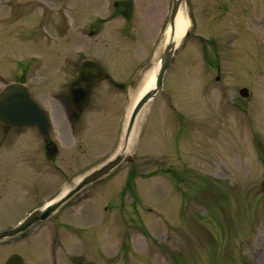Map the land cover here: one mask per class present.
Masks as SVG:
<instances>
[{"label":"rangeland","instance_id":"374dc122","mask_svg":"<svg viewBox=\"0 0 264 264\" xmlns=\"http://www.w3.org/2000/svg\"><path fill=\"white\" fill-rule=\"evenodd\" d=\"M189 1L196 27L140 109L132 160L31 242L0 245V264H264V0ZM171 2L0 0V84L23 70L56 145L47 154L33 130L1 143L0 226L120 152ZM84 57L108 77L70 121L62 98Z\"/></svg>","mask_w":264,"mask_h":264},{"label":"water","instance_id":"95a60500","mask_svg":"<svg viewBox=\"0 0 264 264\" xmlns=\"http://www.w3.org/2000/svg\"><path fill=\"white\" fill-rule=\"evenodd\" d=\"M183 1L185 0H172V7L169 17L171 24L173 23L177 10ZM176 44L177 42L171 40V42L167 43L161 50V63L156 74L155 85L153 89L147 90L134 106L132 117L130 118L129 125L126 130V137L129 135L132 129L134 116L161 90L165 72L171 62L173 55L178 50V45ZM106 76L107 72L96 60L91 58L82 59L79 63L78 74L73 78L69 87L68 103L71 110L74 112L82 110L89 102L95 82ZM240 93L246 96L248 93L247 88H241ZM0 119L10 124L36 125L44 136L48 135L49 121L46 115L40 106L29 97L22 84L10 83L0 94ZM46 149L49 155H53L56 150L55 143L50 141L47 143ZM123 151L124 150L118 152L113 157L99 164L97 167L84 173L75 183L69 186L58 197L47 203L45 206L33 211L18 226L12 229L1 231L0 238L15 234L16 232L25 229L29 224L37 219L48 218L58 209L59 206H61L67 199H69L82 187L104 177L111 171H114L122 166L125 162L131 161L132 155L125 154ZM7 264H21V261L17 256H11Z\"/></svg>","mask_w":264,"mask_h":264},{"label":"flooded vegetation","instance_id":"af4514ba","mask_svg":"<svg viewBox=\"0 0 264 264\" xmlns=\"http://www.w3.org/2000/svg\"><path fill=\"white\" fill-rule=\"evenodd\" d=\"M183 9H186L187 12L190 11L191 16L193 17V27L191 29L193 31L194 28L196 27V21L194 19L193 13H192L193 8H192V5L190 4V1H189V6H186L185 5ZM16 75L17 76L14 79L7 81L5 84H7L8 82H11V81L22 82V83H24L26 85V88H27V91H28L29 95L31 97H33L34 99H36L33 96L32 92L29 90V87L27 86L25 80L23 79L24 76H25V73L23 72V70L21 71V73H19V74L17 73ZM3 78H4L3 73L0 72V81L1 82L3 81ZM5 84H3V85L0 84V92L4 88ZM27 130H33V131L37 132L40 136H42V138L44 140V145L45 146L47 145V142L50 141V139H52L51 136H50V131L51 130L49 131V135L47 137H44L38 131L37 127H35V126L13 125V124H8V123H4V122L0 121V145L6 139L7 140L8 139L9 140H11V139H21L22 134L24 135V133H26ZM0 184H1V181H0ZM0 190H1V187H0ZM0 198H1V193H0ZM3 200H4V198H3ZM41 205H42L41 203L40 204L39 203L38 204H33V202H32V204L30 205L31 207L26 211V213L23 216L17 218L15 221H12V222L11 221H7L6 223H4V226H0V230L9 229V228H12V227L16 226L30 212H32L33 210H35L37 207H39ZM45 222L46 221H41V220L35 221L34 223H32L31 225H29L28 227H26V229H24L23 231L18 232L15 235H12V236L6 237L5 239L0 240V245L9 244V243H13L15 241H21V240H23L24 243L31 242L35 238L37 231H40V229L42 228V225ZM14 254H17V253H13L10 256H12ZM9 255L7 256L8 259L10 257ZM20 257H21V259L23 261V264H25L23 257L22 256H20ZM8 259L6 260L5 264L7 263Z\"/></svg>","mask_w":264,"mask_h":264},{"label":"bare ground","instance_id":"6f19581e","mask_svg":"<svg viewBox=\"0 0 264 264\" xmlns=\"http://www.w3.org/2000/svg\"><path fill=\"white\" fill-rule=\"evenodd\" d=\"M183 5L185 6L186 4L185 3H182V5L179 6V8L177 10V13H176V15L174 17L173 23L172 24L171 23H168V26L166 28V40L164 42V45H163L162 49L165 47V45L167 43L171 42V40H173L175 42H178L181 39V37L184 34V32L187 29V27L189 26V24H190L189 23L188 16L182 10V8H184ZM160 52L161 51H159L156 54V56L154 57V59H157V61H156L157 63L155 65L153 71L146 77L144 86L142 87V91H141L140 95L138 96V98L145 91H147L149 89H153V87L155 85L156 74H157V71H158L159 66H160V63H161L160 62V58H159ZM138 98L136 99V101L138 100ZM136 101L133 103L132 107L129 109L130 112L127 115V120H126V124H125L126 130L128 128L130 118L132 117V112H133V108H134L133 106L136 103ZM145 106H147V105H144L143 108H142V110L145 109ZM142 110H139V112L140 111L142 112ZM139 112L134 116V121H133L132 129H131L129 135L127 137L124 135L123 136V139H122V141L120 143V149H119V151L124 150L123 152L125 154H127L130 151V149L132 148V146H133V143H134V132H135L134 127H135L136 120L139 117Z\"/></svg>","mask_w":264,"mask_h":264}]
</instances>
